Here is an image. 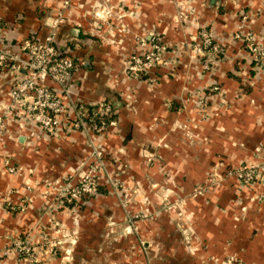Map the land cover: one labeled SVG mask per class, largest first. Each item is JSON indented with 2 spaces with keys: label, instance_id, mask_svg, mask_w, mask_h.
Wrapping results in <instances>:
<instances>
[{
  "label": "crops",
  "instance_id": "0c3cea01",
  "mask_svg": "<svg viewBox=\"0 0 264 264\" xmlns=\"http://www.w3.org/2000/svg\"><path fill=\"white\" fill-rule=\"evenodd\" d=\"M102 9L112 13L107 21L95 17ZM60 13L66 23L57 42L82 64L70 97L108 102L118 115L101 136L75 131L58 139L8 122L0 134V253L27 236L42 246L57 219L68 241L48 264H264V177L249 187L227 176L264 161V69L233 38L252 32L264 44V0H0L5 42L24 56L23 41L45 39ZM203 26L226 50L212 72L190 56ZM137 37L165 44L170 66L138 78L126 73L140 51ZM13 83L0 70V110ZM213 86L220 91L209 92ZM93 144L107 176L125 183L127 206L112 187L79 211L57 203L67 179L76 183L83 164L94 163ZM212 173L223 179L198 193ZM141 213L147 217L132 231L127 215ZM0 264L21 263L11 254Z\"/></svg>",
  "mask_w": 264,
  "mask_h": 264
},
{
  "label": "built area",
  "instance_id": "2783aa9c",
  "mask_svg": "<svg viewBox=\"0 0 264 264\" xmlns=\"http://www.w3.org/2000/svg\"><path fill=\"white\" fill-rule=\"evenodd\" d=\"M69 6L70 1L64 2V8ZM111 15V11L106 9L95 12V17L100 21H107ZM259 18L264 24V13H259ZM65 23L64 14L60 13L52 20L50 32L45 39L30 37L24 40L20 46L24 56L13 52L7 45L6 35L0 24V70H7L14 77V83L8 92L9 102L1 105L0 134L3 133L8 122L13 120H16L22 128L24 124H34L51 139L62 138L69 132L75 131L87 134L92 132L101 136L109 126L115 124V119L112 118L115 112L108 102L86 104L74 101L70 97L73 77L82 64L77 63L67 51L62 50L57 42V30ZM233 38L244 43L256 68L263 71L264 44L260 43L252 32L235 33ZM136 41L140 51L127 59L126 73L138 78L149 75L159 67L170 66V61L165 58L168 52L165 44L156 38L148 40L145 37H137ZM192 47L190 56L202 60L203 68L209 72L217 70L226 51L207 26L199 28L197 42ZM219 91L220 88L217 86L209 88L211 93ZM65 98H68L69 102ZM203 104L207 105V101ZM91 146L94 163L89 166L83 164L76 175L77 182L69 177L57 194V203L61 206L74 204L73 211H79L76 204L85 197L93 198L99 192L98 173L104 167L103 154L94 144ZM257 152H260V149ZM8 170L10 173L17 171L12 167ZM227 176L235 177L243 185L250 187L263 179L264 161L243 163L230 168ZM222 179L219 174H210L207 184L201 186L198 193L204 194ZM23 210L21 208V211ZM11 211L15 209L11 208ZM144 217H147L145 213L136 216V218ZM129 219L132 223V218ZM51 230L54 231V237L48 236L42 246L35 245L27 236L15 242L13 247L1 251L0 257L14 254L21 264H48L49 257L56 256L59 248L68 241L59 220L53 221ZM69 242L73 240L69 239ZM214 264L245 263L236 258H229L222 263Z\"/></svg>",
  "mask_w": 264,
  "mask_h": 264
},
{
  "label": "rangeland",
  "instance_id": "374dc122",
  "mask_svg": "<svg viewBox=\"0 0 264 264\" xmlns=\"http://www.w3.org/2000/svg\"><path fill=\"white\" fill-rule=\"evenodd\" d=\"M103 161H104V158H103ZM107 173H109V170H108V167L106 166L105 161H104V167L98 173L100 186H102L104 188L105 187H110V188L112 187L113 191H115V193L117 194V196L119 198L121 206L122 207L127 206V204H128L127 198L128 197L123 192V187H125V183L120 179H115V178H111V177L107 176ZM127 216H128V220H127L128 222L126 224H129V226H131L130 229L133 231L134 230L133 222H134V220H137L139 218H136V216H131L130 214ZM129 217L132 218V223H131Z\"/></svg>",
  "mask_w": 264,
  "mask_h": 264
},
{
  "label": "trees",
  "instance_id": "16d2710c",
  "mask_svg": "<svg viewBox=\"0 0 264 264\" xmlns=\"http://www.w3.org/2000/svg\"><path fill=\"white\" fill-rule=\"evenodd\" d=\"M111 106H112V105H111ZM113 111L115 112V114L112 116V118L116 119V118H117V115H118V113H117V111H116V108L114 109V107H113ZM102 188H103L102 186L99 187V192H98V193H100V191H103ZM90 199H91V198H87V197H85V198L83 199V201L79 202V203L76 204V205L79 207V209H81V208L85 205V202L88 201V200H90ZM73 206H75V205H74V204H67V205H65V207H68L69 209H70V208L73 209Z\"/></svg>",
  "mask_w": 264,
  "mask_h": 264
}]
</instances>
